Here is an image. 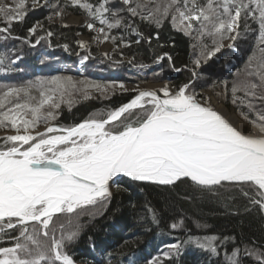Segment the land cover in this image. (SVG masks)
<instances>
[{
  "label": "snow or ice",
  "instance_id": "snow-or-ice-1",
  "mask_svg": "<svg viewBox=\"0 0 264 264\" xmlns=\"http://www.w3.org/2000/svg\"><path fill=\"white\" fill-rule=\"evenodd\" d=\"M32 5L38 6V0H32ZM71 5L85 9L101 25L97 28L94 22L86 24L90 31L98 33L94 40L111 39L113 44L117 37L109 33L126 24L122 12L156 26L171 16L174 25H183L181 30L186 35L199 33L194 47H199L200 52L192 61L195 68L219 53L226 46L224 40L236 41L242 15L251 16L259 24V53L249 57L245 80L234 82L231 92L234 104L237 93L244 92L239 102L250 111H256L254 100L264 105V0H205L203 4L198 0H121L119 10L110 8L109 0L97 5L71 0ZM66 6L52 4L48 20H62ZM25 15L26 0H0V25H6L0 26V33L10 34L13 23L21 22ZM42 28L37 22L28 33L35 35ZM131 31L144 38L138 28ZM52 35L47 32L48 37ZM155 35L159 39V33ZM205 37L212 39L211 47L203 43ZM77 43L87 46L85 41ZM120 43L131 46L123 38ZM163 55L171 62L168 53ZM161 59L158 57L157 63ZM5 60L0 56V65ZM192 74L193 80L179 86L165 83L159 88L137 87L129 102L100 114L106 118L90 115L66 128L48 125L62 102L71 105L77 92L87 99L91 90L106 96L116 84L52 77L20 86H0V128L10 126L15 130V134L0 137L4 141L0 145V236L19 228L18 235L10 236L12 246L0 247V264H73L64 250L65 241L79 235L81 216L94 215L92 209L107 206L113 185L120 189L114 178L121 175L133 181L173 186L187 179L201 191L214 195H221V189L225 194L238 192L264 212V136L242 134L207 98L198 99L191 91L197 73L193 70ZM118 87L126 90L122 82ZM256 115L264 131V109ZM42 122L48 126L43 131L36 130ZM61 132L64 134H56ZM227 199L235 197L228 195ZM148 211L156 222L155 210ZM58 216L66 219L57 226ZM180 226L171 224L172 229ZM57 227L59 238L55 234ZM216 240L215 236L177 240L167 246L162 257H152L148 264H161V259L172 252L179 254L185 243L217 254ZM238 253L239 249H235L228 257L229 264H239ZM245 253L264 264V249H245Z\"/></svg>",
  "mask_w": 264,
  "mask_h": 264
},
{
  "label": "trees",
  "instance_id": "trees-1",
  "mask_svg": "<svg viewBox=\"0 0 264 264\" xmlns=\"http://www.w3.org/2000/svg\"><path fill=\"white\" fill-rule=\"evenodd\" d=\"M29 1L30 3H26L24 19L13 23L10 34L0 33V56L6 57L5 63L0 65V86H20L37 79L50 80L52 77L64 75L62 71L65 69L76 74L74 66L66 63L53 51L56 46L68 45V52L86 56L82 81L101 85L118 81L167 80L168 84L179 86L193 80L192 73L195 70L197 78L191 91L196 93L205 88L213 94L219 93L217 96L227 109H233L242 121L264 134L256 115V112L264 109V105L258 99L254 100L256 111H250L246 104L239 102L244 98V92L237 93L236 104L233 103L231 92L234 82L245 80L249 57L259 53V24L251 16L242 15L238 29L240 36L233 41V47L221 49L211 59L202 61L199 68H195L192 61L200 52L199 47H194L199 42V33L186 35L180 27L174 25L171 16L156 26L122 12L126 24L111 30L109 35L117 37V43L113 44L109 39L114 48L108 56H103L93 47L80 50L76 46L77 32L92 37V32L86 27H62L48 20L53 12L51 5L59 2L67 5L64 12L81 16L86 23L94 22L99 28V22L93 21L85 9L72 6L71 0H49V8L42 6L44 0H38L40 6L34 9L32 0ZM86 2L97 5L101 0ZM204 2L205 0H198L200 4ZM108 6L119 10L122 7L121 0H109ZM37 22L43 28L30 36L28 29ZM131 28H138L144 38L140 39ZM48 31L53 33L51 37L47 36ZM156 33H159V39L156 38ZM40 37L43 39H39ZM120 38L131 46L117 48L123 45ZM137 40L140 42L137 43ZM203 43L211 47L212 39L205 37ZM164 53L171 56V62ZM158 57L163 59L157 63ZM133 58L134 63H130ZM228 64L231 65L230 70L225 69ZM176 68L182 70L177 72ZM224 82L227 83V90ZM255 82L259 83V80L256 79ZM134 94L112 91L106 96L93 93L84 99L78 92L74 93L73 103L69 105L62 102L60 108L55 110V119L48 123L60 128L74 126L88 119L90 115L118 108L129 102ZM245 116L248 118L245 119ZM3 144L4 141L0 140V145ZM116 182L120 189L117 190L114 184L113 196L107 206L101 207L94 218L84 219L85 223L79 235L72 241L65 242L64 250L73 262L148 264L152 257H162L167 246L177 240L188 241L189 237L215 236L217 254L201 249L194 243H185L179 254L172 252L170 257L161 259V264H229L228 257L235 249H239L236 257L239 264H258L256 257L247 255L245 249H264V212L258 206L250 204L238 192L225 194L221 189V195H214L201 191L187 179L178 181L174 186L133 181L125 177L117 179ZM228 195L235 199L228 200ZM149 208L155 210L156 222L153 221ZM62 218L63 216H58L56 221ZM173 223L181 226L172 229ZM18 232L19 228L9 230L8 235L0 236V247L12 246L14 241L10 236H16Z\"/></svg>",
  "mask_w": 264,
  "mask_h": 264
},
{
  "label": "rangeland",
  "instance_id": "rangeland-1",
  "mask_svg": "<svg viewBox=\"0 0 264 264\" xmlns=\"http://www.w3.org/2000/svg\"><path fill=\"white\" fill-rule=\"evenodd\" d=\"M7 2H9V3H11V1H7ZM26 3H30V1L29 0H26ZM49 0H44V2L42 3V6H44L45 8H49ZM31 5H32V3H31ZM38 6H40L39 4H38ZM38 6H36V7H33V5H32V8H37ZM51 15H52V13H51ZM64 15H66V16H72V17H77V18H79L80 20H82L83 21V24L82 25H77V24H75V23H65V22H63L60 18H55V17H53V19L51 20L53 23H58V24H60V25H62V24H68V25H70V27H74L75 29H80V28H82V27H86V21L81 17V16H77V15H73V14H69V13H67V12H64ZM37 24V23H36ZM177 27H180L181 29L183 28V25H180L179 24V22H177L176 24H175ZM86 29L87 30H89L87 27H86ZM92 32V37H90L89 35H83V34H81V33H79V32H77L76 33V46L77 47H79V49L80 50H83V49H88L89 47H93V48H95L96 49V51L97 52H99L101 55H103V56H108L109 54H110V52L112 51V49L114 48L113 47V45L109 42V40H107V41H105V42H107L108 43V45H109V49H108V51H107V53H105L103 50H101V44H102V42H98L97 40H94L93 39V37H96L97 35H98V33L97 32H94V31H91ZM100 39L102 40L103 38L102 37H100ZM77 41H85L86 42V44H87V46L86 47H80L79 45H78V43H77ZM225 41L226 40H224L223 41V43L225 44ZM230 43H232L233 44V41H231ZM226 46V48H228L227 47V45L228 44H225ZM120 46H122L123 47V45H119V46H117V48L118 47H120ZM64 47V46H63ZM224 47V48H225ZM64 49H65V47H64ZM66 51H67V49H65ZM66 51H63L62 53H61V57L62 58H64L65 59V62L66 63H71L74 67V69H75V72H76V74L75 73H70L71 71L70 70H68V69H65V70H63L62 72H64V75H61V76H58V77H62V78H67V77H71L72 78V80L73 81H75V82H80V81H82L83 80V76H82V74L84 73V68H85V65H86V56H84L83 54H79V55H76V52L75 53H73V52H70L69 51V53L68 52H66ZM78 52V51H77ZM74 55H76L74 58H71V61H68V59L71 57V56H74ZM106 58H108V57H106ZM125 59H127V58H125ZM128 60V59H127ZM68 61V62H67ZM232 66H233V64H232ZM225 69H231L230 68V64H228V65H226L225 66ZM74 76V77H73ZM82 78V79H81ZM120 82H122L124 85H125V89L126 90H124V89H120L119 87H118V85H119V83ZM161 82V81H160ZM160 82H158V81H155V82H132V81H118V82H114V84H116V87L114 88V90H112V91H114V92H134L135 94H134V96L136 95V92L134 91V90H130L128 87L129 86H131V85H147V84H155V83H160ZM162 82H166V83H168V81L167 80H164V81H162ZM107 84H113V83H105V84H103V85H107ZM112 91H110L109 93H111ZM207 92L209 93H211L214 97H216L219 101H220V98H218V96L216 95V94H213V92L212 91H210V90H208V89H205V88H203V89H199V91L198 92H196V94L197 95H201V97H197L198 99H204V98H207ZM93 93H97V94H100V93H98V92H95L94 90H91V94H93ZM34 94H36V95H38V93H34ZM133 96V97H134ZM132 97V98H133ZM221 102V101H220ZM222 103V102H221ZM229 111H233V113L239 118V120H241L240 119V117L234 112V110L233 109H228ZM104 112H102V113H99V114H97V116H98V118H103L104 116H102V115H100V114H103ZM242 121V120H241ZM243 122V124H244V129H243V132L244 133H248V134H254V135H264V134H262V133H259L258 132V130L254 127V126H251V125H248V124H246L244 121H242ZM48 125H51V126H55V127H58V126H56V125H52V124H50V123H48ZM48 125H46L45 123L44 124H39L38 125V127H37V129L36 130H38V131H43L44 130V128L46 127V126H48ZM58 128H60V127H58ZM21 133H23V129H22V127H21ZM12 134H15V130H13V129H11L10 128V126L8 127V128H1L0 129V137H3V136H5V135H12ZM56 134H64V133H56ZM113 188H114V185H113V187H112V190H113ZM101 209L99 208V209H92V211L95 213L94 215H91V216H89V215H83V216H81L80 217V223H81V225L83 226L84 225V223H85V221H83L84 219H92V218H94L95 216H96V214L98 213V211H100ZM66 219V217H64L63 216V218L61 219V220H57L56 221V225L58 226L63 220H65ZM56 236H57V238H59L60 237V231H59V228L57 227V231H56ZM66 242V241H65ZM57 264H59V262H57ZM74 264V263H73Z\"/></svg>",
  "mask_w": 264,
  "mask_h": 264
},
{
  "label": "bare ground",
  "instance_id": "bare-ground-1",
  "mask_svg": "<svg viewBox=\"0 0 264 264\" xmlns=\"http://www.w3.org/2000/svg\"><path fill=\"white\" fill-rule=\"evenodd\" d=\"M63 22L65 23H75L77 25H82L83 21L80 20L77 17H72V16H66L63 15ZM231 41L226 40L225 44H229ZM109 49V45L107 42H102L101 44V50H103L105 53H107ZM53 51L57 52V54L59 56H61V53L63 51H66L65 49H63L62 46H56L53 48ZM68 52V51H66ZM69 53V52H68ZM76 55L71 56L68 61H71V58H74ZM64 59V58H63ZM65 60V59H64ZM67 61V62H68ZM231 68V65H230ZM228 70V69H226ZM230 70V69H229ZM166 82H160V83H155V84H147V85H131L128 88L130 90H135L137 87L139 88H159L161 87L163 84H165ZM207 99L210 101L211 106L217 110L220 114H222L234 127H236L238 130H240L242 133L243 129H244V124L241 120H239V118L233 113V111H229L216 97H214L210 92H207ZM23 134V133H21Z\"/></svg>",
  "mask_w": 264,
  "mask_h": 264
},
{
  "label": "water",
  "instance_id": "water-1",
  "mask_svg": "<svg viewBox=\"0 0 264 264\" xmlns=\"http://www.w3.org/2000/svg\"><path fill=\"white\" fill-rule=\"evenodd\" d=\"M63 47V46H62ZM63 49H64V47H63ZM242 134H245V135H250V136H256V137H259V136H264V135H252V134H246V133H242ZM121 177H123V175H121V176H119L118 178H121ZM118 178H114L115 180H117Z\"/></svg>",
  "mask_w": 264,
  "mask_h": 264
}]
</instances>
